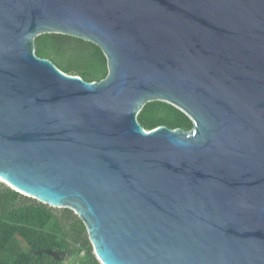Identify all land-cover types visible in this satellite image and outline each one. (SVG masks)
<instances>
[{"label":"water","instance_id":"water-1","mask_svg":"<svg viewBox=\"0 0 264 264\" xmlns=\"http://www.w3.org/2000/svg\"><path fill=\"white\" fill-rule=\"evenodd\" d=\"M46 34L107 77L38 57ZM152 102L193 129L146 131ZM0 185L74 212L84 264H264V0H0Z\"/></svg>","mask_w":264,"mask_h":264},{"label":"trees","instance_id":"trees-1","mask_svg":"<svg viewBox=\"0 0 264 264\" xmlns=\"http://www.w3.org/2000/svg\"><path fill=\"white\" fill-rule=\"evenodd\" d=\"M35 50L38 57L51 61L65 74L81 77L87 82H98L108 75L106 57L89 42L46 34L35 39ZM138 122L146 131L161 126L172 130L193 129L192 121L183 112L163 102L145 105ZM21 199L31 200L10 188L0 192V264H62L65 257L84 253L80 264L94 258L93 247L81 220L73 229L75 242L82 247L76 248L67 241L60 221L49 207L35 200L23 203ZM84 236L86 239L82 243ZM46 251L60 253L62 258L54 259L46 255Z\"/></svg>","mask_w":264,"mask_h":264},{"label":"rangeland","instance_id":"rangeland-1","mask_svg":"<svg viewBox=\"0 0 264 264\" xmlns=\"http://www.w3.org/2000/svg\"><path fill=\"white\" fill-rule=\"evenodd\" d=\"M76 61V57H74ZM83 62V59L80 61ZM78 63V62H77ZM6 187L0 185V192L4 191ZM21 202H35L33 199L30 201L21 199ZM50 210L53 212L55 216H57V219L61 223L62 230L66 234L67 241L74 247L76 248H82L79 244L76 243V237L75 233L73 231L75 224L80 220L79 217L74 213L71 212L70 210L66 211L65 209H51ZM86 237H82V243L85 242ZM84 254H81L79 256H72V257H65L63 260L62 264H80V261L83 259Z\"/></svg>","mask_w":264,"mask_h":264},{"label":"flooded vegetation","instance_id":"flooded-vegetation-1","mask_svg":"<svg viewBox=\"0 0 264 264\" xmlns=\"http://www.w3.org/2000/svg\"><path fill=\"white\" fill-rule=\"evenodd\" d=\"M59 255H60V259L62 258V256H61V254L59 253ZM84 264V263H83Z\"/></svg>","mask_w":264,"mask_h":264}]
</instances>
